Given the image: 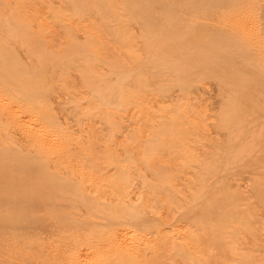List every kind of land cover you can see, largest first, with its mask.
Segmentation results:
<instances>
[{"label":"bare ground","instance_id":"obj_1","mask_svg":"<svg viewBox=\"0 0 264 264\" xmlns=\"http://www.w3.org/2000/svg\"><path fill=\"white\" fill-rule=\"evenodd\" d=\"M59 24L69 45L54 51ZM151 94L167 103L138 146L147 174L137 186L170 197L157 158L183 150L194 130L217 135L194 176L203 187L190 185L194 203L180 210L197 230L177 228L179 254L184 264H251L238 263L226 230L260 241L264 225L255 206L225 198L235 197L229 179L248 178L264 216V0H0V264H163L159 244L139 233L165 238L148 209L102 201L133 183L111 151L122 132L138 140L129 110L148 109ZM213 173L220 179L207 185ZM210 243L222 252L205 251Z\"/></svg>","mask_w":264,"mask_h":264},{"label":"rangeland","instance_id":"obj_2","mask_svg":"<svg viewBox=\"0 0 264 264\" xmlns=\"http://www.w3.org/2000/svg\"><path fill=\"white\" fill-rule=\"evenodd\" d=\"M49 3L50 1L42 5V13L45 16L48 14L50 8ZM53 37L55 38L52 47L54 51L59 48H66L69 45V40L61 24L56 26V29L53 31ZM81 82L82 85H80L82 87L78 93L85 106L87 104V89L85 87L86 84H84L83 81ZM166 101L167 100H164L159 94H151L149 97L150 103L148 109L137 106L129 110L130 124L132 125L131 130H138L142 133H140L137 141L131 136L129 130L120 133L118 139L113 144L114 147L111 151L113 155H111V157L115 156L118 160L123 162L125 168L131 166L129 176L132 178L133 183L120 191L106 192L102 201L115 204L121 208H126L130 205H143L146 207L148 209V216L160 225L159 228L162 229V233L164 234L163 237L165 238H160L155 231H139V233L141 234L142 232V235L144 234L149 242L156 241L157 244H159L156 253H158L157 255L162 260L163 264H184V258L179 254L180 250L183 249H180V246L177 245V242L182 239H176L177 235H175V232L182 224H184L182 226H185L190 232H194L197 230V225L188 219L181 218L180 210L191 207L194 203L191 201L190 192L188 193L189 186L191 185L192 188L195 189L203 187L201 182L194 176L205 163L211 161L213 148L210 144L213 142L214 138H218V136L214 135L212 132L198 133L194 130L195 132H192L183 150L173 152L171 158L167 156H160L157 158V163L166 168L167 175L169 176L167 178L168 186H166V189L170 197H168L166 193L161 194L160 192L153 191V188L148 185L140 189L137 183L144 173L147 174V171L142 152H140L138 146L146 140L149 134V125L155 121L156 111L161 107V104ZM213 102L217 104L216 100ZM210 121L211 120H208V122ZM90 124L92 126L91 132L94 135L93 141L96 145V149L100 153L103 151L104 154L108 147L105 145V139L100 131L101 120L95 118L91 120ZM136 145V154H129V159L128 152L132 147H136ZM130 161L134 163L130 164ZM115 172L116 167L113 161L104 164L102 173L105 176H110ZM220 176L219 174H210L207 178V185L218 182ZM169 179L172 180L170 181ZM88 190L91 195H96L98 193L92 187H89ZM224 193L222 189V191L217 194L216 198L221 199ZM227 194L235 195V197L232 198H225L228 207L234 208L242 204H245L247 207L249 205L255 206L257 213L256 222L260 225L261 223L264 225V216L261 214V206L256 201L252 182L248 178L243 180L236 178L229 179ZM208 203L209 201L207 200L206 204ZM223 210L224 208L220 204H217L214 207V217L216 218L217 215H220ZM97 220L100 221L102 225L106 222V219L103 217ZM133 229H135L133 226L129 228L131 231H133ZM228 233H230V231L226 230V239L232 238L231 243L233 249L237 252L235 255L238 256V263L243 256H247L251 264H264V236H262V238L260 237V241H248L243 237L240 231L239 233L235 232L234 236H228ZM3 248L4 247L0 245L1 252ZM204 250L211 254H218L219 252L221 253L223 249L220 245L210 243Z\"/></svg>","mask_w":264,"mask_h":264}]
</instances>
